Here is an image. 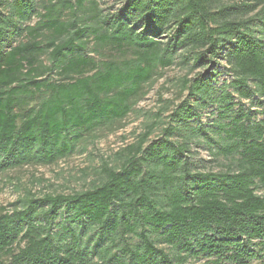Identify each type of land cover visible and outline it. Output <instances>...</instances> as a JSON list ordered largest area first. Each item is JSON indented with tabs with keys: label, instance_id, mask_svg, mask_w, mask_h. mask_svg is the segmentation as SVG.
I'll list each match as a JSON object with an SVG mask.
<instances>
[{
	"label": "trees",
	"instance_id": "1",
	"mask_svg": "<svg viewBox=\"0 0 264 264\" xmlns=\"http://www.w3.org/2000/svg\"><path fill=\"white\" fill-rule=\"evenodd\" d=\"M231 1L126 0L105 15L96 0H0V172L71 155L178 59L191 70L224 63L233 78L220 88L182 80L188 100L166 130L180 141L144 148L145 138L119 154L121 166L104 167L100 185L0 215V264L264 262V0ZM91 40L134 57L97 62ZM192 98L216 108L213 129L189 124ZM196 140L227 170L193 171Z\"/></svg>",
	"mask_w": 264,
	"mask_h": 264
},
{
	"label": "rangeland",
	"instance_id": "2",
	"mask_svg": "<svg viewBox=\"0 0 264 264\" xmlns=\"http://www.w3.org/2000/svg\"><path fill=\"white\" fill-rule=\"evenodd\" d=\"M96 1L105 15H111L116 13L126 0ZM238 1L244 0L231 2ZM3 12L6 13L5 9ZM38 21L39 18L35 17L30 25H35ZM20 41L27 42L29 37L23 39L15 37L12 39V44L15 45ZM42 41L46 42L45 39ZM87 55L94 57L97 62L110 60L123 62L132 59L134 52L129 49L119 52L114 47H104L97 41L91 40ZM41 61L45 65H51L48 54H44ZM191 66H183L178 59L169 68H158L151 81L141 89L136 100L131 103L130 113L120 121L84 133L83 139L76 143L75 151L71 155L51 165H26L0 172V215L21 209L28 198L73 195L100 185L104 181V167L121 166L122 160L119 154L131 145H138L145 138L147 140L144 148L168 138L172 142L180 141L182 138L178 133L170 137L166 130L170 126L178 127L179 123L174 121L172 115L188 100L187 91L182 90V80L186 78L194 80L202 76L211 81L215 88H220L225 82L233 81L224 63L218 66L210 64L207 68L196 70H191ZM59 77L56 72L51 75L52 80H58ZM190 102L189 107H194V112L192 111L194 118L189 124L194 128L203 126L207 130L213 129L217 116L216 108L207 104L208 101L201 103L207 104L206 107L200 105L197 107L193 98ZM241 105L245 109L250 108L249 101H242ZM255 105L253 111H256L257 119H261L263 116L258 113L263 108L259 107L258 103ZM208 133L216 138V133ZM188 157L191 168L196 172L226 171L230 163L224 157L215 156L208 150L206 143H200L198 140L193 143ZM204 263L205 260H201L191 264Z\"/></svg>",
	"mask_w": 264,
	"mask_h": 264
}]
</instances>
